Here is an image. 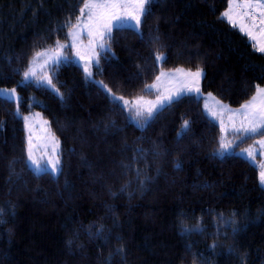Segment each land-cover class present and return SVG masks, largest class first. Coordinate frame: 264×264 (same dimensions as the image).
Masks as SVG:
<instances>
[{
    "label": "trees",
    "instance_id": "16d2710c",
    "mask_svg": "<svg viewBox=\"0 0 264 264\" xmlns=\"http://www.w3.org/2000/svg\"><path fill=\"white\" fill-rule=\"evenodd\" d=\"M84 1L0 0V87L19 96H0V264H264L259 171L219 152L201 95L138 126L74 60L51 69L59 95L23 82L33 55L68 39ZM228 1L150 0L139 29L112 31L94 77L132 99L150 96L161 71L201 70L202 94L242 106L264 86V53L222 17ZM33 111L60 141L56 176L27 162Z\"/></svg>",
    "mask_w": 264,
    "mask_h": 264
},
{
    "label": "rangeland",
    "instance_id": "374dc122",
    "mask_svg": "<svg viewBox=\"0 0 264 264\" xmlns=\"http://www.w3.org/2000/svg\"><path fill=\"white\" fill-rule=\"evenodd\" d=\"M87 2H89V0H85L82 3L80 14L74 24L70 27L68 31V39L66 41H57L52 47L32 56L25 72L32 69L35 75L30 76L28 80H25L24 73L23 82L33 80L59 95V91L54 86L53 82L51 85L47 83V79L50 78L52 80L51 69L56 64L67 60H74L83 68L87 78L95 81L114 101L118 102L126 111H128L131 121L138 126L146 124V122L158 110L176 98L182 96V94L191 93L193 90L197 92V87L199 88V91H201L203 71H189L178 68L177 70L161 71L157 75L159 79L156 77L152 82L153 84L151 83L147 86V90H150L151 93L150 96H140L130 99L113 94L107 86L105 87V84L101 80L96 79L93 74L94 66L99 65L100 55L109 50V45L107 43L108 39L101 41L99 33L102 30H106V26L109 24L112 25V31L119 27H132L139 29L140 26L137 28L135 26L136 21L132 19V15L135 14L137 10V5L134 0H125V4H122L119 7H113L112 4L115 0H108L109 6L106 9H92V18L89 19L90 12L88 9H84V5ZM95 2L103 3L105 0H95ZM239 2L240 0H234L231 16L237 23L239 29L240 25H243L246 30L248 28L246 24L248 18H241L239 16L240 9L236 7V4ZM241 7L243 8V4H241ZM228 8L229 1L226 10ZM81 9H84L83 14L81 13ZM224 19L228 21L227 18ZM254 36L255 39L250 40H253L256 48H264V33H258L257 37L254 34ZM101 43L104 44L103 48L100 47ZM260 52L264 53V51ZM158 55L161 56L162 59L164 58L163 54ZM161 60H158V62ZM86 68L88 69L87 72L85 71ZM197 71L201 73L198 78L193 75ZM165 75H170L172 78ZM189 78L192 82L187 80ZM155 87L160 90V93L157 96L153 93L154 89L157 90ZM13 89L14 88L0 87V96L17 102L19 96L15 89V93L13 94ZM206 95L208 96L203 100L205 113L207 112V116L216 123L218 122L217 124L222 128H220L222 134L221 151L223 152L221 154L235 152L248 159L257 167L259 171V182L264 187V183L261 182V173L264 172V145L260 143V141H264V134H262L264 133V128H259L256 133L245 132L243 130L244 127H250L249 121L245 119L246 111L230 107L229 105L220 102L209 93ZM115 97H122L123 99H115ZM125 100L129 102L128 105H125ZM259 100L260 98H258V101ZM153 105H155V108L153 109L152 115L149 116V109L152 108ZM219 105L222 109L218 107ZM224 110L227 112H224ZM137 111L141 114L137 115ZM23 120L27 142V162L29 166L36 173L50 172L54 176L58 175L61 171L60 141L57 136L50 131L48 121L37 111L23 115ZM222 145H224V147H222ZM29 150L31 151L33 159L41 165L39 170H37L36 165L32 164V161L29 160ZM57 159L60 161L57 165L58 171L53 172L52 163H55ZM50 161L52 163H50Z\"/></svg>",
    "mask_w": 264,
    "mask_h": 264
},
{
    "label": "snow or ice",
    "instance_id": "6c2138e0",
    "mask_svg": "<svg viewBox=\"0 0 264 264\" xmlns=\"http://www.w3.org/2000/svg\"><path fill=\"white\" fill-rule=\"evenodd\" d=\"M134 2L137 5V10L135 14L132 15V19L136 21V27L139 28L141 24V17L146 13L147 9L145 7L146 3L149 2V0H134ZM234 3V0H229V8L222 14L223 18H227L229 23L232 24L233 27H237V23L232 19L231 12H232V5ZM122 4H125V0H115V2L112 4L113 7H119ZM241 4H243V8L241 7ZM109 6L108 0H105L103 3L95 2V0H89V2L85 3L84 9H88L90 12L89 19L92 18L91 12L92 9H106ZM236 7L240 9L239 16L241 18L247 17L248 19L254 21L252 28H256L257 25H264V0H240L239 3L236 4ZM84 9H81V13L83 14ZM259 10L260 16L258 17L255 15V11ZM240 30L242 32H245V27L243 25H240ZM112 31V25L109 24L106 26V30H102L99 33L100 40L104 41L107 39H111L110 33ZM262 33H264V29L260 30ZM246 35L249 36L250 39H255V36L253 35V32L247 31L245 32ZM255 46V45H254ZM100 47L103 48L104 44L101 43ZM258 51H264V48L257 47ZM161 56H157V60H161ZM85 71L87 72L88 69L86 68ZM35 73L32 71V69H29V71L25 72V80H28L30 76H34ZM90 75V73H89ZM195 77H199L201 73L197 71L193 74ZM159 79V77H157ZM47 83L49 85L52 84V80L49 78L47 79ZM154 86V85H153ZM149 86V87H153ZM106 87V86H105ZM199 91V88L196 89ZM13 94L15 93V90H12ZM260 98V103L257 104L256 101ZM115 99H123L122 97H115ZM125 105H128V101H124ZM155 108V105L152 106V108L149 109V116L152 115L153 109ZM243 109L246 110H252V111H246L245 112V119L249 121L250 127H244L245 132L250 133H256L259 128H264V88H257V95L252 97V101H250L248 104L242 106ZM255 109V110H253ZM141 113L137 111V115H140ZM27 119V118H25ZM188 128V122L185 121L183 125L182 130H187ZM264 134V133H262ZM179 135V134H178ZM262 145H264V141H260ZM58 144V142H57ZM224 147V145H222ZM251 155V153H250ZM29 160L32 161V164L36 165L37 170L41 168V165L33 159L31 151L29 150ZM50 163H52L50 161ZM60 163V161L57 159L55 163H52V171L56 172L58 171L57 165ZM261 182L264 183V172L261 173Z\"/></svg>",
    "mask_w": 264,
    "mask_h": 264
},
{
    "label": "crops",
    "instance_id": "0c3cea01",
    "mask_svg": "<svg viewBox=\"0 0 264 264\" xmlns=\"http://www.w3.org/2000/svg\"><path fill=\"white\" fill-rule=\"evenodd\" d=\"M255 15H257V16H260V13H259V10L257 9L256 11H255ZM253 23H254V21H252V20H250V19H247L246 20V24H247V26H248V30L246 29L245 31H251V32H253V35L255 34L256 35V37H257V35H258V33L259 34H262V32L260 31L261 29H264V25L263 26H261V25H257V27L256 28H252V25H253ZM244 33V32H243ZM248 36V35H247ZM249 37V36H248ZM250 39V38H249ZM252 42H253V40H251ZM254 43V42H253ZM175 70H177V69H175ZM169 74V73H168ZM165 76H168V77H171L170 75H165ZM172 78V77H171ZM189 82H192L191 81V79L189 78V79H187ZM153 84V83H152ZM156 88V87H155ZM259 88H264V86H262V87H259ZM157 90H153L154 92V94H156V96L157 95H159V93H160V90L158 89V88H156ZM148 91H150V90H148ZM152 92V91H151ZM186 94H193V95H198V96H200L201 95V97L203 98L202 99V103H203V109H204V111H205V108H204V98H206L208 95H206V94H202V92L201 91H197V92H195L194 90L191 92V93H186ZM182 95H184V94H182ZM206 95V96H205ZM257 95V91H256V93H255V95L254 96H256ZM205 96V97H204ZM250 101H252V98L249 100V101H247L246 103H244L243 105H246V104H248ZM256 103L257 104H259L260 103V100L258 101H256ZM242 105V106H243ZM242 106H240V107H237V108H239L240 110H244V111H247L246 109H243L242 108ZM218 107H220L221 108V106L219 105ZM222 109V108H221ZM253 110H255V109H253ZM248 111H252V110H248ZM224 112H227L226 110H224ZM207 113V112H206ZM211 117V116H210ZM212 118V117H211ZM218 123V122H217ZM219 125V124H218ZM220 128H221V126H220ZM222 129V128H221ZM236 130V129H235ZM234 130V131H235ZM228 131V130H227ZM221 137H222V134H221ZM221 137H220V147H219V152H221V153H223L222 151H221ZM245 158V157H244Z\"/></svg>",
    "mask_w": 264,
    "mask_h": 264
}]
</instances>
